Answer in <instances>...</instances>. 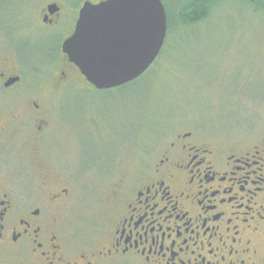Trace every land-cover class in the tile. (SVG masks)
Masks as SVG:
<instances>
[{
  "label": "flooded vegetation",
  "instance_id": "1",
  "mask_svg": "<svg viewBox=\"0 0 264 264\" xmlns=\"http://www.w3.org/2000/svg\"><path fill=\"white\" fill-rule=\"evenodd\" d=\"M103 1L65 0L66 8L51 0L34 13L36 4L23 0L5 12L0 264H264V145L224 148L196 132L162 144L139 178L119 188L100 249H84L70 235L65 206L73 190L50 167L45 145L56 139L54 120L72 118L61 112L66 83L84 79L64 45L83 5ZM25 168L35 178H27Z\"/></svg>",
  "mask_w": 264,
  "mask_h": 264
},
{
  "label": "rangeland",
  "instance_id": "2",
  "mask_svg": "<svg viewBox=\"0 0 264 264\" xmlns=\"http://www.w3.org/2000/svg\"><path fill=\"white\" fill-rule=\"evenodd\" d=\"M20 1L0 0V25L8 22L10 4ZM49 1L32 0L31 11ZM55 1L68 8L65 0ZM184 32L171 54L173 68L139 89L98 91L79 76L65 85L61 112L72 123L54 120L56 139L47 141L45 152L55 175L73 190L64 224L84 249L102 247L119 188L137 180L143 163L156 159L162 144L178 134L196 132L239 150L264 145V13L244 0H223L208 20ZM249 80V89L237 97ZM25 174L35 175L28 168Z\"/></svg>",
  "mask_w": 264,
  "mask_h": 264
},
{
  "label": "water",
  "instance_id": "3",
  "mask_svg": "<svg viewBox=\"0 0 264 264\" xmlns=\"http://www.w3.org/2000/svg\"><path fill=\"white\" fill-rule=\"evenodd\" d=\"M168 34L162 0L86 2L64 52L95 90H114L143 77Z\"/></svg>",
  "mask_w": 264,
  "mask_h": 264
},
{
  "label": "trees",
  "instance_id": "4",
  "mask_svg": "<svg viewBox=\"0 0 264 264\" xmlns=\"http://www.w3.org/2000/svg\"><path fill=\"white\" fill-rule=\"evenodd\" d=\"M168 1V2H167ZM165 6L168 17V34L163 51L154 64V66L140 79L132 82L129 85L118 88L123 91H131L139 89L142 84H145L150 79L159 76L171 65V54L177 45V40L184 39L185 29L191 28L194 24H201L208 20L223 0H167ZM244 2L256 12L264 13V0H244ZM170 68H173L170 67ZM175 68V67H174ZM252 80H249L245 87H242V92L237 95L244 96L246 90L249 89ZM241 87V85H240ZM260 102L264 101L259 100Z\"/></svg>",
  "mask_w": 264,
  "mask_h": 264
}]
</instances>
